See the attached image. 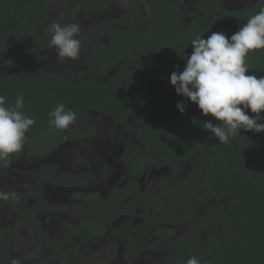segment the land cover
<instances>
[{"label":"flooded vegetation","instance_id":"1","mask_svg":"<svg viewBox=\"0 0 264 264\" xmlns=\"http://www.w3.org/2000/svg\"><path fill=\"white\" fill-rule=\"evenodd\" d=\"M41 4L27 5L37 13L30 22L26 7L21 11L22 66L0 57V76L23 70L51 83L41 93L20 91L21 111L36 123L23 149L0 161V264H185L193 256L219 264L212 259L219 239L210 229L217 223L202 219L218 204L206 160L199 154L166 160L152 133L136 129L122 104L105 102L104 93L114 88L110 79L135 84L177 69L193 39L231 35L264 0ZM53 23L80 25L78 59H61L50 46ZM115 32L123 33L116 43ZM2 95L14 106L11 95ZM59 103L76 113L67 129L48 124Z\"/></svg>","mask_w":264,"mask_h":264},{"label":"trees","instance_id":"2","mask_svg":"<svg viewBox=\"0 0 264 264\" xmlns=\"http://www.w3.org/2000/svg\"><path fill=\"white\" fill-rule=\"evenodd\" d=\"M34 1L0 0V57L2 53L10 56L14 68L22 66L23 62L19 52L21 11L26 7V21H32L31 15L37 13L27 5ZM41 1L43 9L53 2ZM132 33L131 30L129 34ZM122 34L115 32L114 43ZM8 39H12L9 47ZM111 57L109 55V59ZM177 64H184L180 67L183 71L185 62ZM246 64L249 67L246 75L264 76V50L250 52ZM173 71L178 69L165 68L159 77L146 78L135 84L128 83L127 78H123L122 85L110 79L114 88L109 87L112 91L104 93V101L120 102L135 128L147 129L156 138V147L164 151L166 160L174 155L192 159L198 154L206 160L207 178L218 202L202 218L217 223L210 228L219 239L217 257L212 259L218 260L219 264H264V132L241 130V135L228 144L219 143L218 138L202 127L204 121L213 124L219 121L210 114L204 116L196 104L176 94L168 79ZM41 77L31 76L23 70L3 74L0 76V94H9L15 101L24 87H33L40 93L50 90L49 80ZM39 100L40 97H35L34 102ZM181 100L186 104L183 114L176 106ZM249 115L255 114L249 110ZM261 116L264 117V112ZM143 121L148 124L142 127ZM260 122L264 123V119ZM222 197L227 200L221 201ZM213 215L216 219L210 218Z\"/></svg>","mask_w":264,"mask_h":264},{"label":"clouds","instance_id":"3","mask_svg":"<svg viewBox=\"0 0 264 264\" xmlns=\"http://www.w3.org/2000/svg\"><path fill=\"white\" fill-rule=\"evenodd\" d=\"M50 46L57 49L61 59H78L81 50L80 25L69 23L51 25ZM192 52L185 55L183 71H173L169 82L177 95L196 104L204 116L209 114L219 123L204 121L202 127L218 138L219 143L228 144L241 135V130L264 132V76L246 75L249 67L246 58L250 52L264 50V7L240 25L231 35L223 31H212L206 37L191 41ZM179 68V65H176ZM23 94L16 96L14 106L0 94V161L24 147L26 133L36 121L26 115ZM183 114L186 104L177 102ZM249 110L255 115H249ZM50 128L67 129L76 122V113L59 103L49 112ZM3 198L7 199L6 196ZM15 264V261L13 262ZM185 264H200L190 257Z\"/></svg>","mask_w":264,"mask_h":264},{"label":"rangeland","instance_id":"4","mask_svg":"<svg viewBox=\"0 0 264 264\" xmlns=\"http://www.w3.org/2000/svg\"><path fill=\"white\" fill-rule=\"evenodd\" d=\"M124 53H125V52L121 51L120 54H119V57L124 56Z\"/></svg>","mask_w":264,"mask_h":264}]
</instances>
